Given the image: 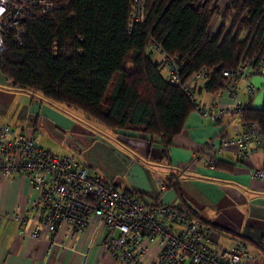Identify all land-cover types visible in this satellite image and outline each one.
I'll list each match as a JSON object with an SVG mask.
<instances>
[{
    "label": "trees",
    "instance_id": "obj_1",
    "mask_svg": "<svg viewBox=\"0 0 264 264\" xmlns=\"http://www.w3.org/2000/svg\"><path fill=\"white\" fill-rule=\"evenodd\" d=\"M131 3L57 0L51 12L27 15L21 44L13 33L5 36L0 71L13 89L79 108L106 128L159 137L163 154L194 107L147 54L148 35L170 54L187 56L184 77L207 67L204 88L219 91L223 69L245 57L257 66L264 55V0H229L225 6L218 0H146L143 23L129 30ZM215 16L220 24L211 33ZM243 119L256 122L264 135V98L260 108L244 105ZM176 208L216 229L189 207ZM257 245L264 248L262 240Z\"/></svg>",
    "mask_w": 264,
    "mask_h": 264
},
{
    "label": "built area",
    "instance_id": "obj_2",
    "mask_svg": "<svg viewBox=\"0 0 264 264\" xmlns=\"http://www.w3.org/2000/svg\"><path fill=\"white\" fill-rule=\"evenodd\" d=\"M56 3L57 0H0V51L5 48L9 33H13L18 44L22 43V23L27 15L47 14ZM145 10L146 0H132L129 30L134 23H143ZM148 37L147 54L158 62L161 71H166V78L189 97L196 111L212 120L223 114L240 119L232 124L235 134L223 139L221 145L207 142L206 162L215 165V154L223 145H235L236 156L248 158L259 129L256 122L243 119L244 105L238 94L242 80H246V87L253 94L252 78L260 68L264 78V55L257 66L253 59L245 57L236 67L223 69L225 85L221 91L229 94L233 102L213 111V105L203 107L196 96L197 85L205 83L209 69L201 67L184 77L187 56L170 54ZM39 135L35 130L26 133L7 121L0 122V175L11 178L17 174L28 180L31 196L26 203L17 204L11 215L20 223L24 237L45 238L48 251L57 244L66 247L65 240H59V231L64 227L68 238L81 235L87 250L98 236L101 253L112 255L114 264H264V254L256 255L244 240L236 239L231 247L221 244L210 226L172 205L146 201L116 187L73 156L45 148ZM252 176L264 179V169H254ZM156 180L164 190L166 186L159 178Z\"/></svg>",
    "mask_w": 264,
    "mask_h": 264
},
{
    "label": "crops",
    "instance_id": "obj_3",
    "mask_svg": "<svg viewBox=\"0 0 264 264\" xmlns=\"http://www.w3.org/2000/svg\"><path fill=\"white\" fill-rule=\"evenodd\" d=\"M228 2L218 0L222 6ZM219 24L220 17L215 16L209 27L210 32L214 33ZM261 71L260 68L252 78L253 94L248 91L246 80L240 82L238 98L244 97L241 101L243 105L250 103L255 108L262 106L264 79ZM38 96L33 97L26 90L13 89L0 71V122L7 121L26 133L38 131L41 123L65 130L48 112H41L43 100L38 108L34 105ZM196 96L203 107L213 105V111L233 102L229 94L221 90L208 91L202 83L197 85ZM234 122L239 123L240 119L231 114H223L219 119L212 120L193 109L163 154L159 137L154 140L150 134L142 137L137 129L113 130L118 136L117 141L125 146L120 149L115 148L110 140L106 141L103 134L98 136L93 133L91 137L97 144L95 147L110 158L114 169L110 172L105 165L100 168L102 173L97 172L99 168H92L91 155L85 157L87 163L81 160L77 162L86 165L92 173L116 187L139 193L146 201L189 207L202 220L215 226L212 235L220 243V239L224 238L222 244L231 247L236 239H242L259 256L264 254V248L257 245L260 240L264 244V179L253 177L252 171L264 169V135L258 130V140L251 144L246 159L236 156L235 145H223L222 150L215 154L216 164L213 166L204 158L208 141L221 145L223 139L235 134L232 126ZM74 126L85 133L90 132L78 124ZM156 178L166 186L164 190L160 189ZM31 193L24 176L16 174L4 178L0 175V264H82L84 252H87L85 264H114L112 255L101 253L98 236L94 237L87 250L81 235L75 234L68 238L62 227L59 240H65L66 247L57 244L51 251H48L45 238L24 237L20 223L11 214L17 204L26 203Z\"/></svg>",
    "mask_w": 264,
    "mask_h": 264
},
{
    "label": "rangeland",
    "instance_id": "obj_4",
    "mask_svg": "<svg viewBox=\"0 0 264 264\" xmlns=\"http://www.w3.org/2000/svg\"><path fill=\"white\" fill-rule=\"evenodd\" d=\"M162 73L164 76H166L165 70L162 71ZM261 93L262 92H260V94ZM243 98L244 97L241 96L240 100L242 101ZM42 100H43V104H42L41 112H44V111L48 112L50 116H52L55 120H57L60 124H62V126L64 127L63 129L65 130L54 128L53 126H51V124H48V123H45V124L41 123L37 131L40 134L39 138H40L41 144L45 148L50 149L52 152L56 154H68V155L73 156L76 161L81 160L83 163L84 162L87 163L85 161L86 160L85 157L91 155L90 159L92 162L91 163L92 168L97 167L99 168L97 172L102 173L103 170H100V168H103L106 165L107 170L112 172L114 167L111 166L110 158L107 157L106 155L104 156L101 153L100 149L95 147L97 146V144L93 142L91 135H93V133H97L98 136L103 134V136H105L104 139L106 141L110 140L111 143L115 145V148L116 147L119 149L122 147L124 148L125 146L121 142L117 141L118 136L113 132V130L106 128L102 124L90 119L79 108L67 107L63 104L54 103L47 99L41 98V96L37 97V101L34 102V105L38 108L41 103L40 101ZM47 102H49L50 104H48ZM48 106L52 108L50 107L46 108ZM30 123L31 122L27 121L28 125ZM74 124L80 125L81 127L85 128L91 133L90 132L85 133L84 131L79 130L77 126L73 127ZM94 149H96L95 152L93 151ZM220 240H221V244L225 241L224 238H221ZM259 256L262 257L263 253L262 255H259Z\"/></svg>",
    "mask_w": 264,
    "mask_h": 264
}]
</instances>
